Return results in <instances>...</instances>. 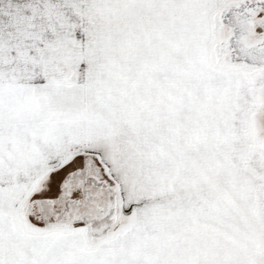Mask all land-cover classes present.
Listing matches in <instances>:
<instances>
[{
  "label": "snow or ice",
  "instance_id": "snow-or-ice-1",
  "mask_svg": "<svg viewBox=\"0 0 264 264\" xmlns=\"http://www.w3.org/2000/svg\"><path fill=\"white\" fill-rule=\"evenodd\" d=\"M0 264H264V0H0Z\"/></svg>",
  "mask_w": 264,
  "mask_h": 264
}]
</instances>
